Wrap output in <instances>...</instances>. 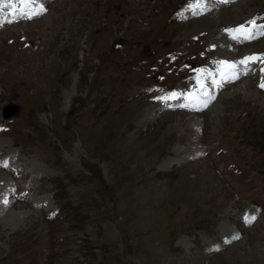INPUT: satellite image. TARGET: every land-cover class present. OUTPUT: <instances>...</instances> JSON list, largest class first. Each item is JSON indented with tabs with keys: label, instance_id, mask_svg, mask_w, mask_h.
<instances>
[{
	"label": "rangeland",
	"instance_id": "374dc122",
	"mask_svg": "<svg viewBox=\"0 0 264 264\" xmlns=\"http://www.w3.org/2000/svg\"><path fill=\"white\" fill-rule=\"evenodd\" d=\"M215 1L43 0L0 27V264H264V64L207 107L157 99L264 53L225 31L264 0Z\"/></svg>",
	"mask_w": 264,
	"mask_h": 264
},
{
	"label": "snow or ice",
	"instance_id": "6c2138e0",
	"mask_svg": "<svg viewBox=\"0 0 264 264\" xmlns=\"http://www.w3.org/2000/svg\"><path fill=\"white\" fill-rule=\"evenodd\" d=\"M224 3H228L229 0H223ZM207 6V0H195L194 5H189V10L193 7L201 9ZM9 8L11 11L7 16H11V19L6 18L4 9ZM47 8L43 3V0H0V27H4L6 23H13L20 19H34L44 13H46ZM264 18H253L244 24H240L235 28H228L225 31L230 35L232 39L235 40H248L257 39L259 37H264V23L259 21ZM261 62L264 63V53L254 54L251 56L244 57L238 62L221 61L223 70L220 73V79H215V74L211 73L209 70L197 69V83L199 84V93H189L186 99L189 104L200 105L201 107H207L209 103L214 99L211 91L209 90L206 81L208 79L212 80V83L217 87L221 86L224 82H230L233 78H239L240 73L237 72L239 65H244L247 69L248 65L251 63ZM261 72H264V68H261ZM243 74H247L245 71ZM264 89V80L261 81L259 85ZM183 93L172 92L168 96L158 97L160 100L169 99H180ZM189 104H181L180 107H188ZM3 130V129H0ZM8 161L0 162V167H8ZM7 203V201H5ZM257 219L255 214H245L244 220L246 223H253ZM238 236H233L232 239H238ZM229 242V241H226Z\"/></svg>",
	"mask_w": 264,
	"mask_h": 264
},
{
	"label": "bare ground",
	"instance_id": "6f19581e",
	"mask_svg": "<svg viewBox=\"0 0 264 264\" xmlns=\"http://www.w3.org/2000/svg\"><path fill=\"white\" fill-rule=\"evenodd\" d=\"M211 3V5H213L214 7H217V3H215V2H210ZM244 42H246V41H239L238 42V44H243ZM224 45H226V48L227 47H229L230 46V44L229 43H227V44H224ZM258 53H260V52H258ZM224 54H227V53H224ZM223 59H225V58H223ZM223 86V85H222ZM4 170H8L7 168H4ZM17 217V216H16ZM15 217V218H16ZM12 218H14V217H11V219ZM18 218V217H17ZM8 219H9V217H8ZM8 219H6V221L8 220ZM19 219V218H18ZM22 220V219H21ZM23 220H25V217H23ZM21 221H19V223H20ZM15 224V223H14ZM4 227V226H3ZM230 233V232H229ZM228 236V235H227Z\"/></svg>",
	"mask_w": 264,
	"mask_h": 264
},
{
	"label": "trees",
	"instance_id": "16d2710c",
	"mask_svg": "<svg viewBox=\"0 0 264 264\" xmlns=\"http://www.w3.org/2000/svg\"><path fill=\"white\" fill-rule=\"evenodd\" d=\"M55 194H56V192H55ZM61 196V195H60ZM58 199H59V196L56 198V203H57V205H58V209H59V211H61V210H63L64 209V206H63V204H61L59 201H58Z\"/></svg>",
	"mask_w": 264,
	"mask_h": 264
},
{
	"label": "water",
	"instance_id": "95a60500",
	"mask_svg": "<svg viewBox=\"0 0 264 264\" xmlns=\"http://www.w3.org/2000/svg\"><path fill=\"white\" fill-rule=\"evenodd\" d=\"M20 110L18 109V112H19Z\"/></svg>",
	"mask_w": 264,
	"mask_h": 264
}]
</instances>
